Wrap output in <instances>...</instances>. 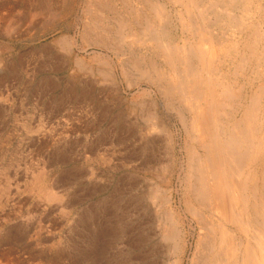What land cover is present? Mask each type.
<instances>
[{
  "label": "bare ground",
  "instance_id": "6f19581e",
  "mask_svg": "<svg viewBox=\"0 0 264 264\" xmlns=\"http://www.w3.org/2000/svg\"><path fill=\"white\" fill-rule=\"evenodd\" d=\"M7 1L9 0L5 2ZM10 1L12 2L0 3V9L9 10L5 15H0L6 18L3 22L13 21L14 18L11 13L12 11L15 12V9L26 11L22 12L24 13L22 14L23 20L37 15H45L51 18L52 21L63 18L71 19V17L77 20L73 13L77 11L74 10L79 5L78 7L81 8L80 11L83 16V20L79 24L81 26L77 30V34H63L60 36L55 41L57 49L63 53H72L73 49L78 46L79 41L81 42L80 47L87 46L86 48H88L91 46L99 49L101 53L93 59L94 61L98 59L95 67L86 64L84 58L74 59L76 75L85 71L89 75L99 77L98 81L102 84L111 85L112 89L113 86H116V83H120L127 88L126 91H135L137 100L130 101L125 108L127 116L128 114L132 116L131 118L135 116L141 123L140 126H135L133 125L135 119L134 122L130 119L133 124L128 121L131 123L130 127H134L138 133L136 135L139 136L137 137L139 140L138 146L134 148V151L131 150L134 158L132 162L136 161L131 167L135 169L132 170L133 172L143 171L148 174V188L144 193L139 194L138 192L137 198L133 196L134 194L131 195L136 199L132 201L135 203V207L131 208L130 205L132 204L130 198H127V192L131 191L130 189H136V187H133L135 183L128 180L129 184L126 178L119 179L118 196L120 199L118 201H121V219L117 220L120 228L117 234L119 235V241L125 245L128 251L135 252V255L131 258L134 260L133 263L264 264V0ZM5 35L8 34L5 33ZM73 71L75 70L73 69ZM50 89L53 90V88ZM89 89L92 91V88ZM101 90L103 91V89ZM67 91H70V89ZM112 92L115 93V91ZM112 92L110 94L113 95ZM105 96H108V93ZM82 97L88 99V94ZM125 99L127 98L125 97ZM106 116H109L107 112H102L101 117ZM117 121H113V126L118 123ZM124 123H121V125ZM48 124L50 125V123ZM123 126L126 128L124 127L122 134L117 133L120 134L119 143L121 142L122 146L125 144L122 147L125 148L128 146H126V140L128 141L129 138L135 136L136 131H130L129 125L124 124ZM172 127L176 129H173L174 132L171 129ZM9 132L11 131L9 130ZM61 132L63 133V130ZM69 132L72 131L69 130ZM48 136L47 140H49ZM161 136L164 139H160ZM54 137L52 136V138ZM72 139L74 140V138ZM131 142L134 144L133 141ZM68 143H66V146ZM64 153L62 154L65 155ZM160 154L163 155L162 159ZM20 156L18 155V157ZM50 158L52 159V157ZM63 158L65 157L63 156ZM61 159L60 161L63 162ZM120 160L123 161V159ZM128 160L130 164L132 158H127L125 162L127 163ZM137 160L139 161L137 162ZM48 163L49 165L41 167L37 172H28L30 178L29 180L26 179L27 181L25 180L24 185H22L23 193L29 194L38 200V202H34L36 204L35 207L33 206L34 211L42 208L41 203L46 206L49 205L52 209L54 205L58 206L59 209L64 208L63 197L67 189L62 185L60 187L58 184L55 185L54 176L50 174V171L53 170L49 171L47 168L57 163ZM18 165H15V168H18ZM120 167L119 169H121ZM0 168L3 167L0 165ZM9 169L7 171L0 169V224L2 221L9 220V216L18 217V220L15 221L13 226L0 228V264H7L1 260L6 261L11 252V249H7L6 253L3 250L4 247L6 248L7 241H15L13 238H16L22 244V241L26 238L29 239L30 233L34 230L32 228L34 224L29 223L32 218L27 217L25 219V216H23V219H21L20 215V213H23L21 212L22 206L26 205L29 199L26 197L24 201H21L22 198L18 196L19 193L23 195L17 183L19 181L18 176H22L24 173L21 172L18 175V169L15 172L13 170L12 172L16 175L14 178L18 181L9 183V178H6L9 177ZM54 172L57 171L54 170ZM53 174L56 175V173ZM67 174H69V169ZM92 174L94 175V173ZM97 175L95 173L94 176ZM116 181H118V178ZM82 196L80 197L82 198ZM90 196L92 195L90 194ZM80 197L78 198L81 203ZM105 198H110L111 201V197L106 196ZM105 198L104 201H106ZM73 199L72 201H74ZM115 202L117 203V201ZM68 203L66 202L65 208L71 206V203L69 205ZM96 204H92V206ZM89 205L88 203L87 208ZM105 207L104 210H107V206ZM80 208L85 210L84 206ZM129 213H133V216L130 217ZM28 215L30 216V214ZM92 215L95 218L94 213ZM109 215L111 213L107 214L106 217ZM64 216L66 214H60L62 219H64ZM84 216L82 218H80L81 216L76 217H79L81 221L87 220L88 217ZM128 218H131L130 225H128ZM112 219L110 218V220ZM85 222L87 223V221ZM100 223L103 224L102 221ZM107 227L109 226L107 225ZM36 228L37 231L35 230L34 236L37 242L35 244H38L37 240L40 239V235L45 230L40 225ZM101 230L104 231V228ZM96 234H89L90 236L88 235V238H86L90 240V245L94 242ZM106 234L108 233L106 232ZM77 235L79 236V234ZM99 235L98 237H100ZM111 235H114V233ZM81 238L79 237V239ZM61 245L58 247H61ZM93 250L95 251V249ZM42 251L39 253H42ZM12 253L14 254V252ZM57 256L52 257L57 258ZM87 259L83 258L85 261ZM127 259L128 257L125 260L132 261Z\"/></svg>",
  "mask_w": 264,
  "mask_h": 264
},
{
  "label": "rangeland",
  "instance_id": "374dc122",
  "mask_svg": "<svg viewBox=\"0 0 264 264\" xmlns=\"http://www.w3.org/2000/svg\"><path fill=\"white\" fill-rule=\"evenodd\" d=\"M5 1L6 0H0V3L5 2ZM8 2L11 3L12 1L9 0L5 3H8ZM78 6H76L75 10H74V11H76V10L77 11L76 12L73 11L74 12L73 15L77 18V20L76 19L74 20V18L71 17V19L70 18L69 19L63 18V19H58V20L52 21L51 18H49L45 15H37V16H34L32 18H27V19L23 20L22 14H24V13H22V12H26L23 9H22L23 11L21 9H15V12L12 11L11 14L13 15L14 19H13V21L8 20L7 21L8 23L3 22L4 19H6V18H3L4 16H2V17L0 16V18H2V19H0V130H1V128L3 130V131L2 130L0 131V146H2V147H0V165L3 167L0 169H4V171H7L10 168L9 169L10 173L8 175L9 177H6V178H9V183L10 182L14 183L13 181L17 180L14 178L16 175L12 172L13 170L15 172V170L18 169V171H19L18 175L21 172L24 173V174H22V176H18L19 177L18 180L21 182H19L18 180H17L18 182L16 181L19 184L20 191L23 193L22 185H24L26 179L29 180V178H30V174H28V172L29 173L37 172L41 167L49 165L48 162L57 163V164L50 165L48 167L49 169L47 168V170H49V171L53 170V171H50L51 172L50 174L52 176H54L55 185L58 184L59 187H60V185H62V187L67 189V191H65V193H64L65 196H64V194H62L65 197V198L63 197L64 208L59 209L58 206L56 207L54 205L53 206L54 210L52 208H50L49 205L46 206V205L41 203L42 208L39 209L38 211H34L35 210L34 205H36L35 203L38 202V200L29 194L23 193V195H21L19 193L18 196L20 198H22L21 201H24L26 197H28L30 199V200L28 199L26 205L24 204L22 206V209L23 208L24 209L23 210L21 209V212H23V213H20V215H21V219H23V216H25L24 217L25 219L27 217H29V218L31 217L33 219V220L31 219L32 222L30 221L29 223L34 224V225H32V228L34 230L32 229L33 231H32V233H30L31 238L30 237H29V239L26 238L24 241H22V244L16 238H13V239H15V241L14 240L13 241L10 240L11 242L7 241L8 244L6 243V248L4 247L3 250L6 253L7 249H11L10 250L11 252L9 253L10 257L8 256V259L6 261H4L3 259L1 260L3 262H6L7 264H19V263L20 264H44V263L45 264H53V263L54 264H63V263L64 264L65 263H67V264H91V263H93V264H120L121 262H122L121 264H123V262H124V264H127V263L135 264V263H133L134 260L131 259L132 256L135 255V252L134 251L133 252L128 251V249L125 247V245L119 241V235H117V234L119 233L120 228L118 227L119 222L117 220L121 219V215H120L121 214V212H120L121 201L120 200L118 201V199H120L118 196L119 195V189H120V180L121 179L123 180L126 178L127 181L129 180L131 183H133V182L135 183V186L133 185V187H136V189L135 190L130 189L131 191L127 192V198H130L129 200H130V203L132 204V205H130L131 208L135 207V203L132 201H134V199L137 198L138 192H139V194L144 193L145 191H147V188H148V180H149L148 174L143 172V171L133 172L135 169H134V167H131V165L136 163V161H134V163L132 162L134 160L133 155H132V151H134V148H136V146H138V144H139V140L137 138L139 136H137L138 133L135 130V128L132 127L133 128L132 129L130 127V124L132 122H134V119H135V122H134V124L132 123L133 125L140 126L141 123H140V120L138 118H136L135 116H133V118H131L132 116H130L129 114L127 116V114L125 112V108L127 105H129L130 101L131 102L136 101L137 96H135V91H131V92L126 91L127 88L125 86L121 85L120 83H116V86L115 87L113 86V89H112L111 85L104 84V83L102 84L100 81H98L100 79L99 77L89 75L85 71L76 75L77 72H76V68L74 67V63H73L74 59L75 58H77V59H83L84 58L83 60L85 61L86 64H88V65L91 64L93 67H95L98 59H96L95 61L93 59L96 56H98L99 53H101L99 49L93 48L91 46L88 48H86L87 46L80 47V43H81L80 41L78 42V46L73 49L72 53H63L57 49V47L55 45V41L60 36H62L63 34H67V35L77 34V32H78L77 30H79V28L81 26L79 24L83 20V16H82L81 11H80L81 8ZM26 8H28V7H26ZM8 11L9 10L2 8V9H0V15H3V14L5 15ZM18 20H20V21H18ZM37 20H39V21H37ZM11 22H13V23H11ZM58 22H59V24H58ZM47 23H49V24H47ZM55 25H58V26H55ZM11 26H14V27H11ZM6 27H7V29H6ZM71 28H73V29H71ZM5 33H7L8 35L6 36ZM83 48H85V49H83ZM56 52H58V53H56ZM74 54H75V56H74ZM73 69L75 71H73ZM69 84H71V85H69ZM49 87L53 88V90H51ZM89 88H92V91H90L91 89H89ZM117 88H118V90H117ZM69 89H70V91H67ZM101 89H103L104 92ZM110 89H111V91H109ZM112 91H115L116 94ZM118 91L119 92L121 91L120 95H119ZM72 92H74L75 94L74 93L70 94ZM110 92H112L114 94L112 95V94H110ZM107 93H108V96H105V95H107ZM82 94L83 95L88 94L89 100L84 99L82 97L83 96ZM76 95H77V97H76ZM109 95L110 96L112 95V96L110 97ZM115 96H116V99H115ZM103 97H105L106 99ZM120 97H122V98H120ZM125 97L127 99H125ZM86 100H88V101H86ZM95 100H96V102H95ZM96 103H99V104H96ZM97 105H99V106H97ZM122 109H123V111H122ZM93 110H94V112H93ZM120 110H121V112H120ZM108 111H110V112H108ZM102 112H107V115H109V116H106L104 118L101 117ZM95 113L97 115H94ZM114 114H115V116H114ZM117 114H119V115H117ZM121 114L122 115L125 114L126 117H124L125 115L122 116ZM118 117L120 118V120ZM113 118H115V119H113ZM122 118H123V120H122ZM130 119L132 122L130 121ZM21 120H23L24 122ZM104 120H105V122H104ZM115 120L116 121L118 120L117 121L118 123H115L114 124L115 126H113V121H115ZM136 120H137V122H136ZM126 121H127V124H126ZM128 121L131 123H129ZM17 122H20V123H17ZM48 123H50V125ZM121 123H124L125 125H129L130 131L131 130H133V132L136 131L134 133L135 136H132V138L134 137L136 141L133 140L134 138L133 139L131 138L132 140L129 138L131 141L134 142V144L128 139V141L126 140V146L127 145L128 146L125 148H122V147H124L125 144H123V146H122L120 144L121 142L119 143V140H118L120 134H118L117 132L121 133L126 128L125 126H123L124 124L121 125ZM4 124H6V125H4ZM45 125H47L48 127ZM50 126H51V128H50ZM43 128L44 129L46 128L45 129L46 131ZM49 128L52 130H50ZM117 128H118V130H117ZM58 129H59V131H58ZM114 129H115V131H114ZM171 129L176 130L174 127H172ZM9 130L11 132H9ZM62 130H63V133L61 132ZM69 130L74 132L75 134L72 132H69ZM174 130H173V132H174ZM47 131L50 133H48ZM4 132H5V134H4ZM51 133H52V135H51ZM66 134H68V135H66ZM44 135H45V137H44ZM47 136H48L49 140H47ZM52 136L53 137L55 136V137L52 138ZM105 136H107V137H105ZM57 138H60V139L58 140ZM62 138H64L65 140ZM72 138H74V140ZM71 139L73 140V142ZM160 139H164V137L161 136ZM61 142H63V143H61ZM115 142H116V144H115ZM66 143H68L67 146H66ZM59 144H61V145H59ZM21 145H23V146H21ZM11 147H13V148H11ZM36 147H37V149H36ZM131 147H132V149H130ZM40 148H42V149H40ZM120 148H122V149H120ZM60 149H61V151L59 152ZM29 150H31L30 151L31 153L29 152ZM122 150H124L125 152ZM62 153H64L67 157L65 155H63ZM48 154H51V155H48ZM120 154H121V156H120ZM18 155L19 156L21 155V156L18 157ZM114 155H116V156H114ZM63 156L65 158H63ZM162 156L163 155L160 154L161 159H162ZM14 157H15V159H14ZM24 157H25V159H24ZM29 157H31V158H29ZM50 157H52V159ZM56 157H58V158H56ZM116 157L118 158V160L123 159V161L122 160L118 161ZM130 157L132 158L130 164H129V160L126 163L125 160L127 158L129 159ZM53 158H55L56 160ZM113 158L116 160H114ZM18 159H20V160L17 161ZM60 159L63 160L64 163L62 161H60ZM65 159H66V161L68 160V162H66ZM138 161L139 160H137V162ZM46 162H47V164H46ZM69 162L70 163L72 162V163L70 164ZM27 163H28V165H27ZM38 163H39V165H38ZM100 163H101V165H100ZM109 163H111V164L109 165ZM114 163H117V164L114 165ZM5 164L7 165V167ZM21 164H23V165H21ZM61 164H63V165H61ZM10 165H11V167H10ZM15 165L16 166L18 165V168H15ZM41 165H43V166H41ZM20 166H22V167H20ZM62 166H63V168H62ZM36 167H37V169H36ZM119 167L121 169H119ZM68 169H69V174H67ZM54 170L57 172H54ZM128 170H129V172L130 171L131 172L129 173ZM53 173H56V175ZM92 173H94V175H95V173H96V175L98 174L97 176H99L100 178H98L97 176H94ZM25 174H27V175H25ZM5 175H6V173H5ZM62 175H64V176H62ZM130 175L133 176L134 178H132ZM147 176H148V178H147ZM127 177H129V178H127ZM117 178H118L119 184H118V181H116ZM10 179H11V181H10ZM113 181L115 183L116 182L117 183L115 184ZM129 181H128V183L130 184ZM81 182H82V185H81ZM98 185H99V188H98ZM103 185H104V187H103ZM115 187L118 189H116ZM95 188H97V189H95ZM112 190L113 191L115 190L117 192H115V191L113 192ZM89 193L92 196H90ZM103 193H105V194H103ZM108 193H110V194H108ZM115 193L116 194L118 193V194L116 195ZM74 195L76 196V198ZM86 195H87V197H86ZM112 195H113V198H112ZM131 195L135 196V198H133V196H131ZM80 196H82V198ZM100 196H102V197H100ZM106 196L111 197V201H110V198L109 199L105 198ZM78 197H80L81 203H80V200ZM69 198H71V199H69ZM73 198H75V199H73ZM104 198L106 201H104ZM72 199L74 201H72ZM77 201H79V202H77ZM91 201H92V203H91ZM115 201H117V203ZM66 202H69L68 205L71 203V206H68L69 208H65ZM95 202H98V203L96 204ZM85 203H86V205H85ZM88 203L90 205L87 208ZM104 203H105V205H104ZM92 204H96V205L92 206ZM101 204H102V206H101ZM108 204H110V206H112V207L108 206ZM83 206H84L85 210H83V208H80ZM95 206H96V208H95ZM105 206H107V210H104V209H106ZM114 206H115V208H114ZM71 207H73V208H71ZM98 207H101V208H98ZM30 208H32V209H30ZM77 208H79V209L77 210ZM28 209H29V211L35 212V213L29 212ZM111 209H112V211H111ZM87 210L89 211V213ZM24 211H26V212H24ZM42 211H44L45 213ZM52 211H53V213H52ZM68 211H69V213H68ZM95 211H96V213H95ZM0 212H1V209H0ZM92 212L94 213V216L96 218L95 221H94L95 218L93 217ZM58 213H60L61 215L66 214V216H64V219H62L60 217V214H58ZM81 213L82 214L84 213V214L82 215ZM97 213H98V215H97ZM109 213H111V215H109L110 217L109 216L106 217L107 214H109ZM28 214H30V216ZM116 214H119L120 217H119V215H116ZM47 215H49V216H47ZM84 215H87V216H84ZM35 216H37V217H35ZM76 216H79V217L81 216L80 218H82L84 216V217H88V219L81 221V220H79L80 218L76 217ZM97 216H99V217H97ZM129 216L130 217L133 216V213H129ZM58 217H60V218H58ZM52 218H54V219H52ZM105 218L107 220H103ZM110 218L111 219L113 218V219L110 220ZM35 219H36V222H35ZM74 219H76V220H74ZM10 220H11V222H10ZM17 220H18V217L9 216V220L1 222L0 228H2V227L8 228V226L9 227L13 226L15 224V221H17ZM52 221L55 223H53ZM85 221H87V223ZM100 221H102L103 224L100 223ZM130 221H131V218H128V223ZM94 222H95V224L93 225ZM77 223L80 224V226H78ZM84 223H86V224L83 225ZM115 223H116V225H115ZM48 224L50 227L48 226ZM106 224L109 227H107ZM39 225L45 230L44 231L45 233L43 232V234L40 235V239L37 240L38 244H39L38 245V244H35L37 242L35 240L34 232L36 233V231H37L36 227ZM71 225H73V226H71ZM128 225H130V223ZM112 226H113L114 230H113ZM89 227H91L90 228L91 231H89L90 230ZM47 228H49V229H47ZM70 228H72V229H70ZM103 228H104V231L101 230ZM116 229H117V231H116ZM70 230H71V233H70ZM63 231L64 232L66 231V233H64ZM86 231H87V233H85ZM105 231L108 234H106ZM80 232H81V234H80ZM113 233H114V235H111ZM77 234H79V236ZM89 234L90 235L96 234V236L94 237L95 240L93 243H91V245L89 243L90 240L86 239V238H88ZM73 235H75V236H73ZM98 235L100 237H98ZM46 236H48V237H46ZM13 237H15V236L13 235ZM79 237H82L83 239L82 238L79 239ZM102 237H103V239H102ZM52 238H53V240H52ZM65 238H67V239H65ZM41 239H42V242H41ZM87 240H88V242H87ZM96 240H99V241L97 242ZM16 241L18 243L19 242L20 243L18 244ZM60 241H62L63 244H62V242L60 243ZM52 242H53V244H52ZM13 243H16V244H13ZM75 243L77 244V246ZM79 243H81V244H79ZM87 243L89 244V246ZM7 245H8V247H7ZM36 245H38V246H36ZM54 245H55V247H54ZM60 245H61V247H58ZM72 245H74V246H72ZM100 245H102V246H100ZM83 246H85V247H83ZM78 247H80V248H78ZM23 249H24V251H23ZM93 249H95V251ZM102 249H103V251H102ZM41 251H42V253H39ZM55 251H57V252H55ZM12 252H14V254ZM90 252H93V253H90ZM15 253H17V254H15ZM65 253H66V255H65ZM77 253H78V255H77ZM84 253H86L87 255ZM49 254H50V256H49ZM124 254L126 255V257ZM79 255H81V256H79ZM83 255H86V256H83ZM14 256H16V257H14ZM41 256H42V258H41ZM52 256H55V257L57 256V258L59 257V259L52 257ZM95 257L97 258V260ZM127 257H128L127 260H132V261H130V262L126 261L125 259ZM83 258L84 259L88 258V259L85 261V260H83ZM18 260H20V261H18ZM97 261H99V262H97ZM21 262H23V263H21Z\"/></svg>",
  "mask_w": 264,
  "mask_h": 264
}]
</instances>
